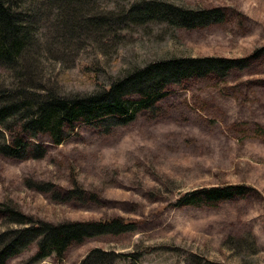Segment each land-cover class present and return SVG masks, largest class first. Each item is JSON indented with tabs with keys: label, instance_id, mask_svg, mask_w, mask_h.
I'll list each match as a JSON object with an SVG mask.
<instances>
[{
	"label": "rangeland",
	"instance_id": "obj_1",
	"mask_svg": "<svg viewBox=\"0 0 264 264\" xmlns=\"http://www.w3.org/2000/svg\"><path fill=\"white\" fill-rule=\"evenodd\" d=\"M134 1L91 0L86 13L116 15ZM162 1L220 8L224 18L192 29L149 23L71 39L57 23L55 4L23 0L41 14L36 35L45 59L37 75L61 95L106 88L128 71L165 59L244 60L223 77L173 84L152 108L109 133L97 123H77L58 145L40 134L47 146L41 159L0 155V232L6 200L53 224L136 221L133 231L93 236L61 257L32 264H79L93 249L116 253L114 264H186L195 256L264 264V0ZM68 17H75L70 8ZM227 186L245 190L215 204L204 201V190ZM200 193V200L188 202ZM35 249L30 245L7 264H24Z\"/></svg>",
	"mask_w": 264,
	"mask_h": 264
},
{
	"label": "trees",
	"instance_id": "obj_2",
	"mask_svg": "<svg viewBox=\"0 0 264 264\" xmlns=\"http://www.w3.org/2000/svg\"><path fill=\"white\" fill-rule=\"evenodd\" d=\"M91 0H46L55 4L58 25L68 38L116 34L128 25L165 23L180 28H197L220 22V8L194 10L162 0H138L122 12L102 16L87 14ZM74 2L75 4H72ZM23 0H0V155L17 159H41L47 146L38 136L46 135L52 144H61L77 123L100 124L106 133L133 121L141 109L152 108L173 84L208 75L223 77L233 68L244 66L243 59L225 57H177L151 62L128 71L106 88L72 96L61 95L56 87L42 83L37 75L45 59L37 37L40 10L25 8ZM40 7V6H39ZM68 8L75 14L69 21ZM8 75L4 77L3 71ZM243 186L210 187L202 192L209 205L242 195ZM73 191L67 192L72 198ZM191 195L188 202L200 200ZM195 204V203H190ZM6 225L0 232V264H7L35 244L34 253L24 264L51 255L61 257L69 246L105 234L133 231L136 221L104 218L65 221L53 224L23 214L9 201L2 203ZM113 251L91 250L79 264H114ZM186 264H223L192 257Z\"/></svg>",
	"mask_w": 264,
	"mask_h": 264
}]
</instances>
